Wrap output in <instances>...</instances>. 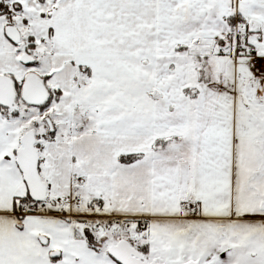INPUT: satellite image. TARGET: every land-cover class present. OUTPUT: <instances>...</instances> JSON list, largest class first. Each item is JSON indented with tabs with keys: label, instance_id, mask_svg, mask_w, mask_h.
<instances>
[{
	"label": "snow or ice",
	"instance_id": "snow-or-ice-1",
	"mask_svg": "<svg viewBox=\"0 0 264 264\" xmlns=\"http://www.w3.org/2000/svg\"><path fill=\"white\" fill-rule=\"evenodd\" d=\"M0 264H264V0H0Z\"/></svg>",
	"mask_w": 264,
	"mask_h": 264
}]
</instances>
